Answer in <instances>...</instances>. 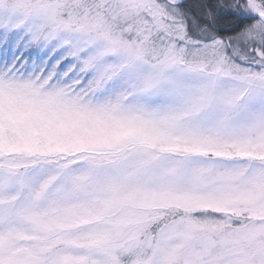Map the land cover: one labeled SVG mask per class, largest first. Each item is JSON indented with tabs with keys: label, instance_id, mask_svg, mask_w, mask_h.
<instances>
[{
	"label": "snow or ice",
	"instance_id": "snow-or-ice-1",
	"mask_svg": "<svg viewBox=\"0 0 264 264\" xmlns=\"http://www.w3.org/2000/svg\"><path fill=\"white\" fill-rule=\"evenodd\" d=\"M0 264H264V0H0Z\"/></svg>",
	"mask_w": 264,
	"mask_h": 264
}]
</instances>
